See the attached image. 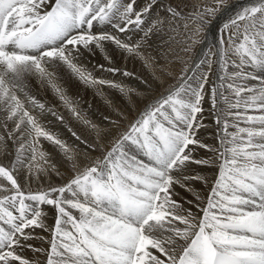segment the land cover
<instances>
[{
	"label": "snow or ice",
	"instance_id": "obj_1",
	"mask_svg": "<svg viewBox=\"0 0 264 264\" xmlns=\"http://www.w3.org/2000/svg\"><path fill=\"white\" fill-rule=\"evenodd\" d=\"M157 4L146 0L137 9L136 0H0V155L14 156L9 164L0 163V264H41L25 258L26 249L44 254L46 264H264V0L235 11L215 42L208 41L207 30L228 0L162 4L167 15L153 17ZM104 25L142 36L129 43L93 31ZM153 36L167 45L168 64L183 65L176 83L149 101L126 130H119L127 121L119 108L116 119L105 117L110 127L86 119L63 76L98 92L116 89L135 110V99H146L151 84L144 81L146 91L140 92L97 78L81 57L99 50L111 64L105 50L111 44L140 58L163 83L173 72L143 51ZM198 46L202 52L195 58ZM214 66L215 82L209 79ZM32 80L50 88L94 143L72 131L84 145L80 149L47 129L46 115L64 117L32 94ZM206 96L219 147L197 138L207 127ZM42 139L59 150L74 175L62 186L26 191L21 170L39 180L54 168ZM197 148L212 156L196 159ZM96 151L101 154L93 157ZM213 160L218 177L206 200L196 194L185 207L174 199L176 186L191 191L190 180L208 183L204 176L186 175L189 165L211 166ZM43 206L55 212L51 227ZM36 229L50 233L48 249L30 243L37 239Z\"/></svg>",
	"mask_w": 264,
	"mask_h": 264
},
{
	"label": "bare ground",
	"instance_id": "obj_2",
	"mask_svg": "<svg viewBox=\"0 0 264 264\" xmlns=\"http://www.w3.org/2000/svg\"><path fill=\"white\" fill-rule=\"evenodd\" d=\"M163 1L164 0H162V2ZM165 1H170V0H165ZM165 1L163 2V4H166ZM175 1H184L187 3L189 2V0H175ZM246 1L248 3L251 2V0H242V2H238V3L244 4ZM137 2L138 4H136L135 7L137 9H140L144 6L146 0L143 1L139 0ZM161 4L158 2L157 5H161ZM237 5L238 4L233 2L228 3V8L222 9L221 12L218 13L217 17H215L214 23L211 24L207 30L208 41L210 42L216 41V35L214 29L216 28L217 23L220 20L226 18L227 16H230L232 9L236 8ZM151 15L153 17L155 15L165 16L167 15V13H163L159 9H156L155 11L152 10ZM107 29L108 30L106 31L112 34L119 35L120 39L125 40L129 43H135L142 36V33H140L139 31L136 32L132 31L133 34H129L131 33V31L127 33H117L116 30L113 29L111 26H108ZM129 37L131 38L130 40L128 39ZM147 44L148 46L143 49L145 54L146 55L150 54L152 57H154L155 63L157 65L160 66L167 65L169 70L173 72L174 74L173 76H175L177 74L176 70L178 67L175 68L176 69L175 70L173 63L168 64L167 60L165 59L164 54L167 51V45L163 44L162 41L155 36H153L147 42ZM105 50L106 53L112 57L111 64H109L108 61L104 59V55L101 54L99 50H96L94 55L85 54L83 57H81V63L85 67H87V69L91 71L95 77L100 79L115 81L127 87L137 89L140 92H145L142 91L143 89L139 90V86L137 85V83L141 82L142 79L150 82L151 85L154 87H156V85L157 87L164 85V81H167L166 80L167 76L163 77V83H160L157 80L153 79L152 70L146 68L140 58L135 56H128L122 51L116 49L111 44H106ZM196 52L197 53L195 54L194 57L198 58L202 52V46L200 48L198 47ZM169 59H171V56H169ZM99 64H104L105 68L108 67L119 68L121 71L117 73L104 71L98 67ZM231 70L232 69L230 68L229 71ZM124 71L133 73V75L124 76L122 75ZM136 75H138L139 77H137ZM157 75H160V73L157 72ZM212 76L213 75H211V78ZM133 80L136 82V84L133 83L134 82ZM213 82H215V80ZM62 83L63 86L67 89L68 94L77 103L79 109L81 110L82 115L86 119H89L93 123H96L102 127H110L108 122L105 120V117L116 119V113L114 111V109L116 108H119L125 113V115L127 116V122L130 120L131 115L133 114V113L130 115L128 114V110L126 108L129 107V105L126 99L116 89L105 86L98 92L97 89L90 86H86L79 80L74 79L68 75L63 76ZM248 83L255 84L256 81H248ZM29 84L31 87L32 94H34L37 99H39L41 102H44L46 106L52 107L54 111H56L59 115L64 117V120L60 121L51 114L46 115L42 119V122L46 125L48 130L55 133L58 136V138L66 141L70 145H76V143L79 142L72 136V131L78 133L83 139L88 140L89 143L93 140V137L86 131L85 127L78 120H76L66 108L63 107V105L55 97L54 93L50 90L49 87L41 86L34 80L29 81ZM151 94L152 93H149L146 99H135L136 113L138 112L140 113L141 104L144 101H147L151 97ZM109 100L111 101V104L107 102ZM136 101H138V103H136ZM209 104L210 103L208 101V97L206 96L204 101L205 111L203 113V122L204 124L207 125V127L200 129V131L197 133V138H199L201 141H204L205 139V142L209 141V145H212L214 147H219L218 143L217 145H215V142H217L218 139L216 135L217 126L213 123V118L211 113H208V109L210 108ZM116 131L117 130L115 129L113 130L112 136L116 135L117 133ZM229 131H231V129H229ZM2 132L3 130L0 129V133ZM41 144H42V151L47 153V158L49 160V163L52 166H54V168L53 170H50L47 173V175H42L39 180L29 179L26 176V170H21L19 173V182L22 188H24L26 191L35 192L37 190H41L42 188L47 189L49 187L62 186L71 179L70 176L72 175L73 171L71 170L70 165H68L65 162L63 155L59 152V150L46 140L42 139ZM79 148L83 149L84 145L81 144ZM9 149L10 150L12 149L11 141H9ZM91 155L93 157L99 156L98 153H93V152L91 153ZM193 155L196 159H202L212 156V153L207 152L204 149L197 148L196 151L193 153ZM13 158L14 156L0 155V163L9 164ZM140 158L146 160V158H144L142 155L140 156ZM218 171H219L218 162L215 160H213L211 166H201L196 164L189 165L186 175L204 176L207 179L208 183L205 184L200 180H190L188 181V187L191 189V191H185L184 188L180 186H176L175 191L178 193V195L175 196L174 199L184 204L185 207H190V205L185 203V201L193 200L196 194H199L202 198L206 200V198L209 195L210 188L212 187L213 181L218 177ZM201 206H203V203ZM43 207L44 210L48 213L46 223L47 225H49V227H51L54 223L55 212L49 206H43ZM193 211H196V209L193 208ZM73 213L78 215V213H76L75 210H73ZM35 235L37 236V239L30 241V243L37 248L48 249L49 248L48 239H50V233L41 229H36ZM22 255L29 260L39 259L41 264H46V256L44 254L34 253L32 250L26 249L22 253Z\"/></svg>",
	"mask_w": 264,
	"mask_h": 264
},
{
	"label": "rangeland",
	"instance_id": "obj_3",
	"mask_svg": "<svg viewBox=\"0 0 264 264\" xmlns=\"http://www.w3.org/2000/svg\"><path fill=\"white\" fill-rule=\"evenodd\" d=\"M137 1H139V0H137ZM141 1H143V0H141ZM165 1V0H164ZM163 1V2H164ZM171 1V0H170ZM170 1H165V3L166 4H168ZM158 2L161 4H163V2H162V0H158ZM236 3V4H238L237 5V7L236 8H234V9H232V11H231V14H230V16L231 15H233L234 14V12L235 11H237V10H239V8L241 7V6H239V5H246L248 2L246 1L244 4L242 3V4H240V3H238V2H242V0H228V3ZM144 3V2H143ZM170 3H172V4H174L176 7H179V6H181V5H184V4H187V2H184V1H175V0H172ZM161 4V5H162ZM161 5H157L159 8H157L156 6L153 8V11H155L156 9H159L160 10V6ZM232 5V4H231ZM161 11V10H160ZM163 12V11H162ZM163 13H165V12H163ZM230 16H227L226 18H224V19H222V20H220L218 23H217V26H216V28L214 29V32H215V35H216V39L218 38V36L220 35V29H221V27H222V25L225 23V22H227V20L229 19V17ZM214 20H215V18H213V20H212V23L211 24H213L214 23ZM210 24V25H211ZM209 25V26H210ZM209 28V27H208ZM208 33V32H207ZM218 33V34H217ZM207 37H208V34H207ZM160 43V42H159ZM199 48L201 47V46H198ZM198 47H197V49H198ZM197 49L195 50V53H194V56H195V54L197 53L196 51H197ZM183 55V54H182ZM173 63V66H174V69L175 68H177V70H176V72H177V74L175 75V76H178L179 74H180V69L183 67V65L181 64V63H179V62H177V61H173L172 62ZM176 64V65H175ZM215 74V66H214V73L212 74L213 76H212V78H211V76L209 77V79H210V81H216V74ZM137 77H139L138 75H136ZM175 76H170V78H169V76H167V81H164V85H161V86H158L157 87V85H156V87H154V86H152V91H151V97L147 100V101H144L142 104H141V108H140V111H142L144 108L143 107H146V105L149 103V101H151V100H154V99H156L157 97H159L160 95H162V94H164L165 93V90H166V88L169 86V85H173V84H175L176 83V80H175ZM174 79V80H173ZM172 80V81H171ZM134 81V80H133ZM145 80L144 79H142L141 80V82H139V83H137V85L139 86V90H142V91H146V86H145V84L143 83ZM148 82V81H147ZM133 83H135L136 84V82L134 81ZM144 84V85H143ZM148 84H151L150 82H148ZM165 88V89H164ZM145 89V90H144ZM161 89V90H160ZM162 93V94H161ZM158 95V96H157ZM136 103H138V101H136ZM209 107L211 108V105L209 104ZM210 108L208 109V113H210ZM127 110H128V114L130 115V114H132L131 115V118H130V120L127 122V121H121V123H120V128H119V130H126V128H127V126H128V124L129 123H131L137 116H138V114H139V112L138 113H136V111L135 110H132V109H130L129 107H127L126 108ZM130 109V110H129ZM133 118V119H132ZM3 130V129H2ZM117 132V131H116ZM114 136H116V135H114ZM108 140H111V138H109ZM107 141V140H106ZM106 141H105V143H106ZM90 143H94V140H92ZM108 144V141H107V143L105 144V146L106 147H108L109 146V144ZM205 144H208L209 145V141H207V142H205ZM76 145L77 146H81V144H80V142H78V143H76ZM215 145H217V142H215ZM93 153H98L99 154V156H100V152L99 151H97V152H93ZM64 166V165H63ZM67 166V165H66ZM65 166V167H66ZM73 175H74V173L72 172V175L70 176V178H72L73 177Z\"/></svg>",
	"mask_w": 264,
	"mask_h": 264
}]
</instances>
